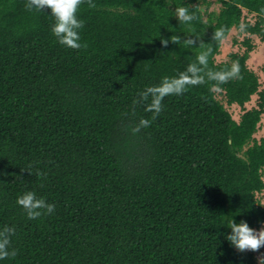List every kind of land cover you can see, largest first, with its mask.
Listing matches in <instances>:
<instances>
[{
  "label": "trees",
  "instance_id": "trees-1",
  "mask_svg": "<svg viewBox=\"0 0 264 264\" xmlns=\"http://www.w3.org/2000/svg\"><path fill=\"white\" fill-rule=\"evenodd\" d=\"M25 2L0 0V229H15L17 252L0 264L264 263L260 249L239 253L225 239L231 220L264 225V75L252 60L264 0H215L216 11L207 0H93L77 13L79 50L59 45L51 16ZM178 7L212 44L209 67L237 61L243 79L166 97L134 134L151 119L137 94L196 54L160 44L193 34ZM222 26L232 50L219 59L227 39L211 37ZM26 191L53 213L29 220L16 204Z\"/></svg>",
  "mask_w": 264,
  "mask_h": 264
},
{
  "label": "clouds",
  "instance_id": "clouds-1",
  "mask_svg": "<svg viewBox=\"0 0 264 264\" xmlns=\"http://www.w3.org/2000/svg\"><path fill=\"white\" fill-rule=\"evenodd\" d=\"M85 3L89 8L95 7L93 0H26L24 7L29 12L42 13L46 10L53 20L51 33L59 45L68 49L79 50L81 48L86 49L88 46L86 43H80V29L84 27V22L77 18L78 10ZM260 11L264 13V9ZM174 17L179 23L189 25V31L193 34L183 39L177 35L167 39L161 38V46L167 47L169 43L181 45L186 49L195 50L196 54L184 71L173 77H163L158 85L147 87L137 94V98L133 100V105L143 106L146 112L151 113V119H140L138 125L132 129L134 134L142 128L149 127L151 122L157 119L163 111V101L166 97L182 95L190 87L206 83H211L212 89L219 92L222 90L221 85L229 81L243 79L237 61H233L229 68L219 71L209 67V57L213 53L212 44H205L201 36L194 34L192 22L197 19V16L191 13L188 7L176 8ZM243 27L241 25V30ZM226 31L223 26L215 30L211 37L212 41L223 43L227 39ZM37 175L41 174L38 172ZM16 204L29 220L50 215L55 209V205L49 204L33 191H26L20 195ZM228 229H230V234L225 239L229 246L237 252H257L264 247V225L257 231L250 228L243 220L239 223L231 220ZM14 235L15 229L13 227L4 226L0 229V260L17 255L16 250L11 247Z\"/></svg>",
  "mask_w": 264,
  "mask_h": 264
},
{
  "label": "rangeland",
  "instance_id": "rangeland-1",
  "mask_svg": "<svg viewBox=\"0 0 264 264\" xmlns=\"http://www.w3.org/2000/svg\"><path fill=\"white\" fill-rule=\"evenodd\" d=\"M210 2V7L208 8L209 10L214 9L215 11L218 9L219 4L215 2V0H207ZM201 8L203 10L206 9V4L204 2H201L200 4ZM259 41V40H258ZM257 41V39H255V42L258 43V50L257 52H255V54H253V62L255 65H253V67L255 68L256 65L262 66V70L261 72L264 75V42L263 43H259ZM232 50V42H231V38L228 37L227 40L223 43L222 45V49H221V55L219 57V59H224ZM257 62V63H256ZM258 67H256V69H258ZM260 68V67H259ZM263 83H264V79H263ZM264 89V84H263V88ZM235 106H233L231 109H229L230 111H232V113H234V117L235 119H238V114H237V108H234ZM261 134L264 135V117H263V124H262V131ZM260 135V134H259ZM257 197L259 198V201L264 204V193L257 195ZM260 250L263 253V258H264V247L260 248ZM257 264H264L261 262H257Z\"/></svg>",
  "mask_w": 264,
  "mask_h": 264
}]
</instances>
